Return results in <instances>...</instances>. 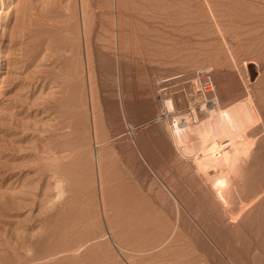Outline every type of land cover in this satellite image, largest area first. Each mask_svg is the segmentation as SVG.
I'll return each instance as SVG.
<instances>
[{"label":"rangeland","instance_id":"1","mask_svg":"<svg viewBox=\"0 0 264 264\" xmlns=\"http://www.w3.org/2000/svg\"><path fill=\"white\" fill-rule=\"evenodd\" d=\"M204 66L262 112L226 207L157 120ZM263 124L264 0H0V264H264Z\"/></svg>","mask_w":264,"mask_h":264},{"label":"bare ground","instance_id":"2","mask_svg":"<svg viewBox=\"0 0 264 264\" xmlns=\"http://www.w3.org/2000/svg\"><path fill=\"white\" fill-rule=\"evenodd\" d=\"M81 11H82V16H83V22H84L85 27H86V23H85L86 11L84 9V6H83V9ZM234 58H236V57H234ZM250 63H252V62H250V61H246L245 62L246 66L249 65ZM208 67H210V66H208ZM210 68H212V67H210ZM218 98L221 99L220 95H218ZM254 98L255 97H253L251 92L249 91L246 97H244L242 99H239V100H236L234 102H231L229 105H227V104L224 105V103H222V106H221L220 105L221 101L218 100V103H217V105L215 107H213V108H211V107L204 108L206 110L203 111V116H202L200 122L198 124H196V125H189L187 127L176 126V128H175L173 126H170V124L168 123L167 120H163L162 121L163 126H165L167 128V130L170 129V133L169 134L171 135V138L173 140L171 142H173V144H175L174 147L176 146V148H178L179 152H181L182 154L191 157V159L193 161L192 167L195 166V168L197 169V171L199 173H203L202 176L200 174L201 177H203L205 175V176H207V179L210 180V182H213V188L211 190H209V188L211 186L208 188V191H211L210 192L211 195L208 194V198H209V195H210V198H211L212 192H213L215 194V196H216V197L215 196L214 197L217 199L215 201L214 197H212V199H214L213 201L217 202L216 204H218V202H220L219 204H223V205H225V207L228 206L229 203H231L230 202L231 200H230V198L228 196L229 192H230L229 189H227L228 185L231 183V181L234 178V176L237 177L238 175H241V174L245 173L246 168H247V164H248V160L250 159V156H251L252 151H253V149L255 147L256 141L258 142V140H256V139H258V138H256L257 136L255 137V136L251 135V133H250L255 126H257L258 124L260 125V124L263 123L262 122L263 121L262 120V115H261L262 112L260 111L261 109L260 108L258 109L259 105L257 104V102H256V100ZM166 104H167L166 106L169 107L170 109L175 107V104H174L172 99H168L166 101ZM91 108L93 109L92 105H91ZM263 126H264V124H263ZM261 128L264 129V127H261ZM257 131H256V133H257ZM260 133H261V131H260ZM260 136H263V135H260ZM260 139H262V137ZM260 139H259V141H261ZM262 141H264V139H262ZM262 146H264V145H262ZM259 148H261V146ZM255 150H256V148H255ZM256 153L257 152H255V154ZM92 154H93L94 158H96V160L99 161V159H100L99 158L100 157L99 148H93V153ZM184 155H182V156H184ZM260 155H261V153H260ZM260 157L262 158V155ZM263 157H264V155H263ZM256 158H258V157H256ZM258 159H260V158H258ZM254 166H256V165H254ZM257 167H258V165H257ZM259 168H261V167H259ZM262 168H264V167H262ZM212 171H216V173L214 172L215 174L214 173L211 174ZM57 176H59V175H56V178H57ZM205 178H203V179H205ZM59 179H60V176H59ZM207 179H205V180H207ZM60 181H63V177H62V180L60 179ZM64 181H66V180H64ZM206 182H208V181H206ZM253 183H254V181H253ZM100 188H101V186H100ZM234 188L233 189L231 188L232 191L234 190ZM58 189L60 190V193L64 192V189L62 190L61 186H60V188L58 187ZM236 189L237 188H235V190ZM101 192H103V190H101ZM263 192H264V190L261 193L257 194L255 197L252 198V200H253L252 204L254 202L258 201V199L261 197ZM236 193H238V192L236 191ZM101 194L103 195L104 193H101ZM204 197L206 198L205 195H204ZM230 197H231V195H230ZM232 197H234V199H235V196H232ZM207 200L209 201L211 199H207ZM236 200H237V198H236ZM102 201H104V200H102ZM211 203H213V202H211ZM247 205H248V203H247ZM246 206H243L242 211H244V208ZM105 212H106V210H105ZM238 216L236 214V217L235 216H232V217L233 218L235 217L237 219ZM139 232H141V231H139ZM174 235L175 234H173V236L170 235V237L171 236L174 237ZM110 236H112V235H110ZM130 238H131V236H130ZM127 240H129V239H126L125 241H127ZM165 240L166 239H164L161 242V244L159 243L156 246L153 245L154 247L153 246L150 247V249L153 248V250L149 249L150 252L154 251V249L156 247L159 248V245H162L164 242L167 241V240L166 241ZM125 241L124 242H123V240L121 241L124 244L123 243H118L117 244L118 247L120 245L123 248V245L124 246H125V244L127 245V243H125ZM131 245L134 246L135 244L131 243L130 246ZM136 245H137V243H136ZM142 245H143V243H142ZM84 246L85 245L83 244V247ZM126 247L127 246L124 247L125 250L127 249ZM167 247H170V245H167ZM167 247H166V249H167ZM170 248H168V249H170ZM66 249H67V247H66ZM140 250L142 251V249H140ZM129 251L130 252L132 251L131 248H130ZM133 251H136V250H133ZM146 251H147V249H146ZM112 261H113V259H112Z\"/></svg>","mask_w":264,"mask_h":264},{"label":"built area","instance_id":"3","mask_svg":"<svg viewBox=\"0 0 264 264\" xmlns=\"http://www.w3.org/2000/svg\"><path fill=\"white\" fill-rule=\"evenodd\" d=\"M159 85L163 109L157 120H167L175 128L198 124L206 110L204 108L215 107L219 100L213 69L208 66L166 77ZM168 99L173 100L175 107L170 109L166 106Z\"/></svg>","mask_w":264,"mask_h":264}]
</instances>
